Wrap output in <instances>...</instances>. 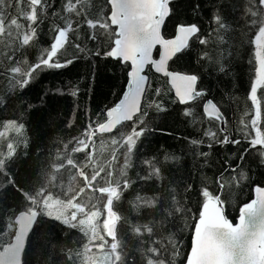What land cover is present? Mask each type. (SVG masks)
<instances>
[{
    "label": "trees",
    "instance_id": "1",
    "mask_svg": "<svg viewBox=\"0 0 264 264\" xmlns=\"http://www.w3.org/2000/svg\"><path fill=\"white\" fill-rule=\"evenodd\" d=\"M170 10L165 37L199 32L169 68L197 76L224 127L148 68L140 113L98 133L129 70L110 55L108 0H0V247L17 212H40L23 264H183L206 199L234 223L264 185V0Z\"/></svg>",
    "mask_w": 264,
    "mask_h": 264
},
{
    "label": "water",
    "instance_id": "2",
    "mask_svg": "<svg viewBox=\"0 0 264 264\" xmlns=\"http://www.w3.org/2000/svg\"><path fill=\"white\" fill-rule=\"evenodd\" d=\"M176 0H108L110 25L116 37L110 50L113 59L129 64L127 83L116 103L107 109L97 132L108 134L122 123L132 121L141 111L149 83L148 68L166 78L173 95L181 103L205 97L203 112L220 122L225 118L206 92L197 89V76L169 68L170 61L183 51L199 32L195 24H179L174 35L165 37L163 27ZM40 213L22 210L14 216L10 242L0 247V264H23V254ZM110 219L107 233L115 234L116 221ZM183 264H264V185L256 186L253 197L242 205L232 223L220 195L203 202L191 238V248Z\"/></svg>",
    "mask_w": 264,
    "mask_h": 264
},
{
    "label": "rangeland",
    "instance_id": "3",
    "mask_svg": "<svg viewBox=\"0 0 264 264\" xmlns=\"http://www.w3.org/2000/svg\"><path fill=\"white\" fill-rule=\"evenodd\" d=\"M109 220L105 222L106 226L108 224ZM95 231V229H93ZM106 256L108 255H96L95 259L88 264H112L110 258L109 260H106Z\"/></svg>",
    "mask_w": 264,
    "mask_h": 264
}]
</instances>
